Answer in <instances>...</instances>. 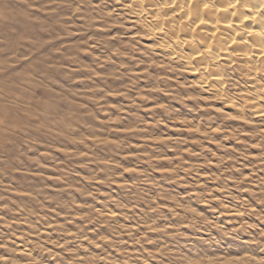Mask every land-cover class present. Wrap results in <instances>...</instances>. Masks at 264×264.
<instances>
[{
    "label": "rangeland",
    "instance_id": "rangeland-1",
    "mask_svg": "<svg viewBox=\"0 0 264 264\" xmlns=\"http://www.w3.org/2000/svg\"><path fill=\"white\" fill-rule=\"evenodd\" d=\"M119 3L0 0V264H264V121Z\"/></svg>",
    "mask_w": 264,
    "mask_h": 264
},
{
    "label": "bare ground",
    "instance_id": "bare-ground-1",
    "mask_svg": "<svg viewBox=\"0 0 264 264\" xmlns=\"http://www.w3.org/2000/svg\"><path fill=\"white\" fill-rule=\"evenodd\" d=\"M116 1L197 84L224 96L235 113L248 108L264 121V0ZM228 70L240 81L226 80ZM228 87L242 100L227 97Z\"/></svg>",
    "mask_w": 264,
    "mask_h": 264
}]
</instances>
